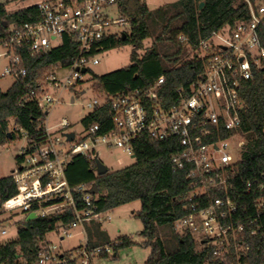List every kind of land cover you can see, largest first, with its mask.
<instances>
[{
    "label": "built area",
    "instance_id": "1",
    "mask_svg": "<svg viewBox=\"0 0 264 264\" xmlns=\"http://www.w3.org/2000/svg\"><path fill=\"white\" fill-rule=\"evenodd\" d=\"M243 1L249 16L234 26L226 25L197 40L178 36L186 51L182 60L200 61L203 70L187 87L177 89L175 101L163 94L165 76L161 75L147 93L126 89L117 96L98 94L86 103L91 112L110 103L113 127L107 132H101L100 123L82 122V128L74 131L67 117L52 126L46 118L43 136L32 143L27 140L11 172L16 194L5 200L0 196V226L11 222L17 227V237L0 246L18 240L21 225L28 221L54 222L38 244L35 259L21 253L14 261L0 264H95L103 254L115 257L111 243L94 245L85 231L87 224L110 223L111 211L100 210L96 204L93 183L71 186L66 169L77 155L96 163L102 147L121 148L133 156L135 142L143 134L173 143L177 150L171 157L172 170L184 173L188 181L186 212L174 225L210 247L220 264H248L243 261L250 247L246 238L264 237V174L245 186L254 211L245 221H240L239 205L229 192L245 143L238 131L241 83L252 79L254 69L264 64V0ZM38 9L39 20L24 22L0 37V56L8 58L3 75L26 80L28 69L18 48L26 47L34 54L47 52L59 46L65 35L77 42L78 52L71 63L54 65L28 92V98L48 116L65 93L73 94L71 103H75L76 91L71 87L77 90L90 66L101 62L103 41L127 36L132 27L121 12L120 0H46ZM68 133H74L72 140ZM32 213L35 217L29 220ZM3 232L8 233L7 228ZM78 233L79 242L72 247L55 241L65 242Z\"/></svg>",
    "mask_w": 264,
    "mask_h": 264
},
{
    "label": "trees",
    "instance_id": "2",
    "mask_svg": "<svg viewBox=\"0 0 264 264\" xmlns=\"http://www.w3.org/2000/svg\"><path fill=\"white\" fill-rule=\"evenodd\" d=\"M83 0H79L81 2ZM203 6L201 7V4ZM180 12L184 16L180 26L170 25L172 17L163 26V34L173 42L176 51L162 55L156 45L148 47L143 55L145 40L151 36L148 23L150 9L144 0H120L121 12L131 23V33L119 38L103 41L104 50L131 44V63L128 66L104 74L91 69L92 88L97 94L117 96L126 89L138 88L147 93L158 77L165 76L163 94L175 101L177 89L187 87L203 70L196 60H182L185 54L184 44L178 41L180 34L189 35L197 40L213 30L226 25L234 26L238 20L248 18L249 10L243 0H179ZM175 17V16H174ZM40 19L38 5H32L15 11H9L5 3L0 4V37L8 35L13 27L24 22ZM5 23V25H4ZM162 40V35L158 36ZM264 45V29L261 31ZM22 64L28 69L26 80H16L7 89L0 88V146L13 142L22 134L29 143L38 141L44 133L47 113L38 104L28 98L31 88L49 72L54 65L68 66L78 52V44L69 35L62 43L50 51L34 54L26 47L17 49ZM163 59L179 63L165 69ZM75 90V86L71 87ZM240 97L243 107L240 109L241 125L238 131L244 137L240 161L232 176L230 196L238 203L240 221L254 215L253 198L245 193L249 180L264 174V64L254 69L252 79L241 83ZM82 122L86 125L100 123L101 132L113 127V112L109 102L87 114ZM176 147L170 141H161L143 134L134 146L135 162L118 171L108 170L103 175L96 174V163L77 155L67 166L66 175L71 186L87 182L97 184L98 194L95 202L100 210L113 211L119 206L140 201L141 209L137 216L143 222L141 236L143 246L150 248V255L143 264H220L210 247L203 245L194 235L184 232L177 235V246L168 250L159 237V226L174 223L185 215L184 198L189 191L188 181L182 172H174L171 157ZM20 155L17 156V160ZM17 189L11 176L0 178V196L2 200L15 195ZM71 214L68 215V218ZM54 220L35 219L21 225L19 238L15 242L0 246V262H12L21 253L33 260L37 256L38 244L45 240L46 233ZM101 229V225L95 224ZM94 245L111 243L116 256L121 248L134 244L129 236H120L111 240L108 236L96 232ZM250 247L243 256L248 264H264V237L246 238ZM106 257V254L102 255Z\"/></svg>",
    "mask_w": 264,
    "mask_h": 264
},
{
    "label": "rangeland",
    "instance_id": "3",
    "mask_svg": "<svg viewBox=\"0 0 264 264\" xmlns=\"http://www.w3.org/2000/svg\"><path fill=\"white\" fill-rule=\"evenodd\" d=\"M46 0H0L5 3L9 11H15L32 5H38ZM149 9L150 14L148 23L151 30V36L145 40L144 48L139 53L143 55L148 47L156 45L159 52L164 56L176 51L173 42L168 38V34H163V26L167 23L168 18L172 17L170 25L172 27L180 26L184 21V16L177 15L180 12L179 0H144ZM175 16V17H174ZM162 35V40H158V36ZM132 45L125 44L109 50H103L100 54L101 62L97 65H91L90 69L97 74H104L113 70L128 66L131 63ZM3 51L0 46V52ZM184 56V55H183ZM182 56V58H183ZM8 63V58L0 56V88L7 90L15 81L10 75H3L5 66ZM163 67L169 69L178 65L179 63L167 62L163 59ZM91 75H88L81 82V85L74 93L75 103H71L70 93H65L64 98L49 110L48 124L54 125L60 118L67 117L72 122V130L78 131L82 128V119L91 112L86 107L88 101L93 100L98 96L97 92L93 90ZM80 89H84L85 93H81ZM27 143V137L21 135L13 142L0 146V178L10 176L12 170L17 167V156L21 154L22 148ZM99 160L111 171H118L135 162V158L123 151L121 148H100ZM141 209L140 201H134L117 207L111 211L112 221L104 223L101 229L95 226L85 225V231L90 239H95L96 232L108 236L111 240H115L120 236H129L134 244L128 247L119 249L117 257L106 256L97 257L95 264H143L150 255V248L143 246L145 240L141 236L143 230V222L137 216ZM18 219V217H14ZM3 227L7 228L8 233L3 232ZM78 232L81 230L78 229ZM183 229L171 224H164L159 226V237L165 243L168 250H173L177 246V235L182 234ZM81 233L75 237L61 242L55 239L64 248L74 246L79 242ZM17 237V227L11 222H7L0 226V244L4 241L14 239Z\"/></svg>",
    "mask_w": 264,
    "mask_h": 264
},
{
    "label": "water",
    "instance_id": "4",
    "mask_svg": "<svg viewBox=\"0 0 264 264\" xmlns=\"http://www.w3.org/2000/svg\"><path fill=\"white\" fill-rule=\"evenodd\" d=\"M203 6V3L201 4V7ZM4 25H5V23H4ZM0 27H1V25H0ZM126 38V35H123V39H125ZM86 71H87V69L86 68H83L82 69V72L83 73H86ZM67 137L69 138V139H73V137H74V133H68L67 134ZM96 170H97V172H98V175H103V174H105V173H107V171L109 170L100 160H97L96 161ZM98 186H97V184H94L93 185V188L91 189V193H93L94 195H96V194H98ZM35 217V214L34 213H32V214H30L29 215V220L30 219H33ZM114 256H116V254L114 255Z\"/></svg>",
    "mask_w": 264,
    "mask_h": 264
}]
</instances>
